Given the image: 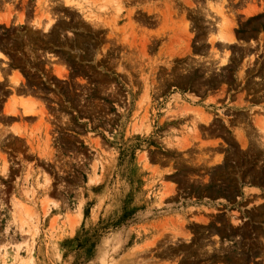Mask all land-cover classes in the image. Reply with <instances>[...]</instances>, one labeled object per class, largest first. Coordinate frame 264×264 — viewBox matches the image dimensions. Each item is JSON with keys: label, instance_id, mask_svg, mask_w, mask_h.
<instances>
[{"label": "rangeland", "instance_id": "rangeland-1", "mask_svg": "<svg viewBox=\"0 0 264 264\" xmlns=\"http://www.w3.org/2000/svg\"><path fill=\"white\" fill-rule=\"evenodd\" d=\"M0 72V264H264V0H0Z\"/></svg>", "mask_w": 264, "mask_h": 264}, {"label": "bare ground", "instance_id": "bare-ground-1", "mask_svg": "<svg viewBox=\"0 0 264 264\" xmlns=\"http://www.w3.org/2000/svg\"><path fill=\"white\" fill-rule=\"evenodd\" d=\"M65 1H67V0H65ZM69 2V1H68ZM67 2V3H68ZM44 18H47L48 19V21H46L45 22V25H44V27H46V30H47V27H49L50 25H51V22H52V17L50 16V15H48V14H45L44 15ZM44 20V19H43ZM46 20V19H45ZM38 22H39V20H38ZM38 22H37V24H38ZM40 23V22H39ZM226 24V23H225ZM41 27H42V25H41ZM44 27H43V29H44ZM50 28V27H49ZM218 34H219V39H222V40H226V41H230V40H232L233 39V37H232V35L229 33V32H227V31H224V29L222 28V26H220V28H219V30H218ZM57 69V68H56ZM54 69L55 70V73H57L59 76L62 74L61 73V71L59 70V69ZM4 71H6V70H4ZM65 73V72H64ZM1 78H3V73H1L0 72V80H1ZM10 78H12V75H11V77ZM18 78H20V77H18V76H14L11 80H10V82L12 83L11 85H10V89H11V91H14L13 93H15V90H17V88H16V84L18 83L17 81H18ZM8 79V78H7ZM20 80H21V78H20ZM23 81V80H22ZM24 83V82H23ZM19 85V84H18ZM23 90V89H22ZM27 90V89H26ZM21 92H23V91H21ZM24 92H28V91H25L24 90ZM15 96L17 95L16 93L14 94ZM23 95H25L26 96V94H23ZM11 97H13V94H11L10 95ZM20 95H18L17 97H19ZM7 97V96H6ZM22 97V98H21ZM8 99V98H7ZM6 99V100H7ZM31 99H33L32 97H31V95L30 96H27V97H23L22 96V94H21V96L19 97V99L18 100H20V104H22L23 106H22V108L19 110V111H16V109H15V107H13L12 106V103L10 102V101H12V102H14L15 100H16V98H15V100H14V98H12L11 100H7L8 101V106L7 105H3V109L1 110V113L3 112L4 114V118H5V120L6 119H13V116L15 115H19L21 118H29L28 116H30V114L33 112H28V110H31V108H32V103L29 101V100H31ZM10 102V103H9ZM11 104V105H10ZM8 113H12V114H10V115H8ZM194 113V115L196 116L195 118H199V119H203L202 117H205V115L203 114V112L202 111H200V110H196V111H194L193 112ZM29 114V115H28ZM2 115V116H3ZM207 116V115H206ZM208 117V116H207ZM240 117V116H239ZM241 118V117H240ZM205 119V118H204ZM242 119H240V121H241ZM238 121V120H237ZM239 122V121H238ZM37 128V127H36ZM36 128H32V131L30 130L29 132H27V133H31V132H33L34 130H36ZM260 129H263L264 130V127L262 128H260ZM39 131V130H38ZM36 132V131H35ZM34 134V133H33ZM32 134V135H33ZM28 136H29V138L27 137V139H26V141H27V145H29V146H40L41 144H42V138H41V136H42V133L39 131L38 132V135H34V136H30V134H28ZM1 142V141H0ZM245 143V142H244ZM262 148H264V138L262 137V139L261 140H259V142H257ZM243 144V143H242ZM262 234V233H261ZM260 234V235H261ZM261 237V236H260ZM264 237H262L261 239L264 241V239H263Z\"/></svg>", "mask_w": 264, "mask_h": 264}, {"label": "crops", "instance_id": "crops-1", "mask_svg": "<svg viewBox=\"0 0 264 264\" xmlns=\"http://www.w3.org/2000/svg\"><path fill=\"white\" fill-rule=\"evenodd\" d=\"M9 76H10V75H9ZM7 98L9 99V98H10V95H8V97H5V99H7ZM8 99H7V100H8ZM7 100L3 101L2 104H5V103L7 102ZM1 106H2V105H1ZM0 114H1V112H0ZM28 115H29V114H28Z\"/></svg>", "mask_w": 264, "mask_h": 264}]
</instances>
